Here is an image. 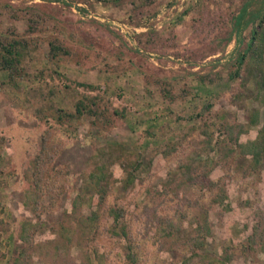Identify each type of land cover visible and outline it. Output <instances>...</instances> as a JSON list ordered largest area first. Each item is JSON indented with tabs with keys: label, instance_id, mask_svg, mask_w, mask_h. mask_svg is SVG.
Returning <instances> with one entry per match:
<instances>
[{
	"label": "rangeland",
	"instance_id": "obj_1",
	"mask_svg": "<svg viewBox=\"0 0 264 264\" xmlns=\"http://www.w3.org/2000/svg\"><path fill=\"white\" fill-rule=\"evenodd\" d=\"M9 44L0 264H264V0H0Z\"/></svg>",
	"mask_w": 264,
	"mask_h": 264
},
{
	"label": "trees",
	"instance_id": "obj_2",
	"mask_svg": "<svg viewBox=\"0 0 264 264\" xmlns=\"http://www.w3.org/2000/svg\"><path fill=\"white\" fill-rule=\"evenodd\" d=\"M245 14H246V8L243 7L240 10V12L237 15V17L235 18V21H234V26L235 27H239L241 25V21H242V19H243ZM255 18H257V14H253V18L250 17L247 21L244 22V24H246L248 21L253 22L255 20ZM257 36H258V31L254 28L252 30L250 40L247 43L246 49L238 54V57H237V70L235 72V75H238V69L240 68V66L244 62L245 57L247 56L249 50L252 48L255 40L257 39ZM13 47H14L13 44H9L8 47L5 48L4 54H2L0 56V63L2 65V67H3V69H8L9 70V76L12 75V74H10L11 70H13L15 68V65H16L17 60H18L17 56L19 55L17 50H13ZM76 113H80L79 105L76 106ZM261 138H262V134L260 133L258 135V137L256 138V140H254V142L250 143V145L255 148L256 153L255 154L253 153V154L256 155V156L259 155L262 152L260 148H261V145H262L261 140H263V139H261Z\"/></svg>",
	"mask_w": 264,
	"mask_h": 264
}]
</instances>
